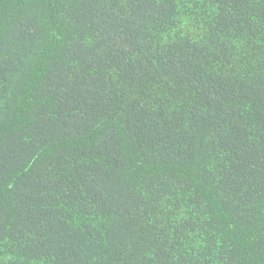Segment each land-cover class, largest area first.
<instances>
[{
    "label": "trees",
    "instance_id": "1",
    "mask_svg": "<svg viewBox=\"0 0 264 264\" xmlns=\"http://www.w3.org/2000/svg\"><path fill=\"white\" fill-rule=\"evenodd\" d=\"M0 264H264V0H0Z\"/></svg>",
    "mask_w": 264,
    "mask_h": 264
}]
</instances>
